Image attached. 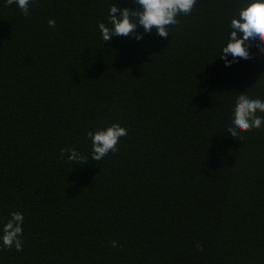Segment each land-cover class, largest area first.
<instances>
[{"label":"trees","instance_id":"trees-1","mask_svg":"<svg viewBox=\"0 0 264 264\" xmlns=\"http://www.w3.org/2000/svg\"><path fill=\"white\" fill-rule=\"evenodd\" d=\"M244 2L104 42L109 7L133 0H34L28 17L0 0V230L25 217L0 264H264V129L227 132L239 94L264 99V55L219 58ZM113 123L128 135L93 161L87 133Z\"/></svg>","mask_w":264,"mask_h":264},{"label":"clouds","instance_id":"clouds-1","mask_svg":"<svg viewBox=\"0 0 264 264\" xmlns=\"http://www.w3.org/2000/svg\"><path fill=\"white\" fill-rule=\"evenodd\" d=\"M135 9L121 8L119 4H112L108 9L107 24L100 22L98 29L104 42H111L113 37H132L137 42L145 35H150L155 29L156 34L167 39L170 29L178 26L181 15L188 16L196 7L198 0H133ZM34 0H6V6L17 5L25 17H28L30 6ZM49 28L56 27L54 19L48 20ZM230 33L227 43L222 47L219 58L225 61V67L239 63L241 59L255 62L252 54L253 45L256 51L264 55V0H245L236 15L230 19ZM143 29L142 32L139 29ZM231 57V59H229ZM264 129V99L252 98L244 93L236 97L231 124L227 132L232 138L243 141L246 133ZM128 135V130L119 123H113L95 132L89 131L91 140V159L101 161L109 153L119 151V142ZM68 153V161L84 163L88 157L76 148L62 149L61 157ZM24 214L20 211L10 213L9 219L3 224L0 241L4 248H15L22 252L24 244ZM113 248L122 247L117 241H112ZM196 247L203 250L199 243Z\"/></svg>","mask_w":264,"mask_h":264}]
</instances>
